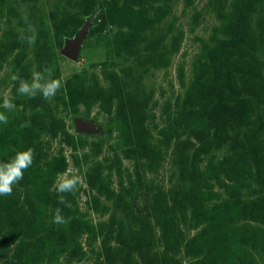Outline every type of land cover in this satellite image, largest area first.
Here are the masks:
<instances>
[{"label":"rangeland","instance_id":"obj_1","mask_svg":"<svg viewBox=\"0 0 264 264\" xmlns=\"http://www.w3.org/2000/svg\"><path fill=\"white\" fill-rule=\"evenodd\" d=\"M45 67L56 96L20 95ZM4 93L0 162L35 157L0 196V264H264V0H0Z\"/></svg>","mask_w":264,"mask_h":264},{"label":"clouds","instance_id":"obj_2","mask_svg":"<svg viewBox=\"0 0 264 264\" xmlns=\"http://www.w3.org/2000/svg\"><path fill=\"white\" fill-rule=\"evenodd\" d=\"M22 18L25 23H28L26 15ZM29 31H31V35H25L24 31L21 30L19 40L29 45H34L37 35L34 29L31 28V25H29ZM11 79L13 81H19V86L17 88L18 93L30 98H34L40 94L45 100H51L62 87V77L53 78V70L48 67H45L43 71H33L30 81L28 79H21L18 74H14ZM0 108L7 111H12L15 108V105L12 103L7 93L3 94V102L0 104ZM0 123H8V117L5 112L2 111H0ZM27 126H29V124L24 123L20 127L23 128ZM34 157L35 150L33 148H28L16 152L15 156L7 162H0V196H10L12 194L14 185L18 184L23 179L25 171L32 166ZM82 182L83 178L77 172H64L58 174L56 183L54 184V190L60 194L58 202L71 208V203L66 200L63 194H74ZM53 222L57 224L65 223V218L60 208L55 210Z\"/></svg>","mask_w":264,"mask_h":264},{"label":"water","instance_id":"obj_3","mask_svg":"<svg viewBox=\"0 0 264 264\" xmlns=\"http://www.w3.org/2000/svg\"><path fill=\"white\" fill-rule=\"evenodd\" d=\"M87 32L88 24H86L81 30H79L73 38L66 40L62 53L70 59L77 60ZM76 125L79 130L90 131L95 129V125L93 123L78 118L76 119Z\"/></svg>","mask_w":264,"mask_h":264}]
</instances>
